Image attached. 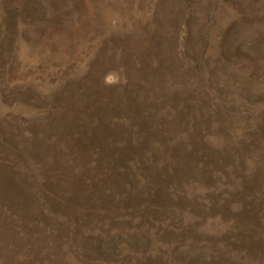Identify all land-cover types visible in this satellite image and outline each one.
<instances>
[{"label": "rangeland", "instance_id": "rangeland-1", "mask_svg": "<svg viewBox=\"0 0 264 264\" xmlns=\"http://www.w3.org/2000/svg\"><path fill=\"white\" fill-rule=\"evenodd\" d=\"M0 264H264V0H0Z\"/></svg>", "mask_w": 264, "mask_h": 264}, {"label": "clouds", "instance_id": "clouds-1", "mask_svg": "<svg viewBox=\"0 0 264 264\" xmlns=\"http://www.w3.org/2000/svg\"><path fill=\"white\" fill-rule=\"evenodd\" d=\"M107 82L109 84H115L118 82V76L117 74L115 73H110L108 76H107Z\"/></svg>", "mask_w": 264, "mask_h": 264}]
</instances>
